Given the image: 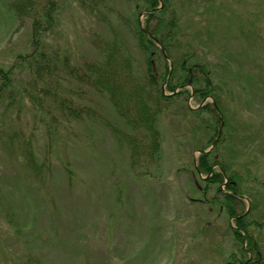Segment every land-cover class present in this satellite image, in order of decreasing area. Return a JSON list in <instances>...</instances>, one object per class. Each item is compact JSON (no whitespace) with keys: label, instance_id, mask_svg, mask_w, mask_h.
<instances>
[{"label":"rangeland","instance_id":"obj_1","mask_svg":"<svg viewBox=\"0 0 264 264\" xmlns=\"http://www.w3.org/2000/svg\"><path fill=\"white\" fill-rule=\"evenodd\" d=\"M58 1L42 50L62 69L58 96L91 104L97 115L68 120L60 111L50 136L25 95L17 93L11 104L0 98V264H240L235 221L212 198L215 189L203 194L194 172L199 147L215 131L206 112L188 109L215 98L201 100L187 86V99L161 114L157 169L132 168L127 145L109 124L128 127L109 99L70 78L63 62L98 60L99 46L112 39L144 68L132 27L136 13L146 23L144 2ZM167 1L180 24L169 61L180 65L193 52L192 62L213 70L227 112V137L216 153L240 172L251 218L264 221V0ZM8 4L0 0V67L6 68L34 46L31 20L21 26ZM16 70L20 88L30 86V75ZM27 148L50 167L42 177L28 170ZM255 232L264 251V227Z\"/></svg>","mask_w":264,"mask_h":264},{"label":"trees","instance_id":"obj_2","mask_svg":"<svg viewBox=\"0 0 264 264\" xmlns=\"http://www.w3.org/2000/svg\"><path fill=\"white\" fill-rule=\"evenodd\" d=\"M142 1L147 15L146 23L142 25L138 18L140 13H136L132 27L137 47L143 55L144 68L136 65L131 54L121 50L123 46H117L114 40L108 39L106 46H99L101 58L77 67L66 60L63 62L64 69H69L70 78H78L85 88L109 99L112 108L128 127L122 128L112 122L109 124L117 138L127 145L132 168L144 164L149 169H157L163 158L161 114L177 100L187 99L191 93L187 86H191L192 95L201 100L214 97V104L205 103L199 108L188 109L196 115L206 112L212 120L210 127L215 131V136L209 139L208 144L199 147L194 172L203 184V194L215 189L212 198L219 201L228 219L233 218L235 221L234 225L230 224V228L241 251L239 263L264 264V251L258 233L255 232L257 228L264 227V221L251 218V210L246 207L240 172L231 167L233 162L228 158L216 153L218 144L227 137L223 139L222 136L227 112L217 96L213 70L205 62H192L190 59L194 58L193 52L183 56L189 64L185 60L180 65L171 63V45L175 46L180 33L179 16L168 10L170 6L167 0ZM58 2L9 0V9L21 21V26L26 18L31 20L34 46L31 52L18 54L9 67H0V98L7 97L11 104L16 101L17 93L25 95L32 103L37 122L50 128V136H54L53 131L57 129L53 125L59 127L61 123L56 114L60 111L68 120L90 119L97 115L91 104H81L72 96H58L59 81L56 75H61L62 69H57L56 63L51 62L47 58L49 55L42 50L41 37L55 24ZM16 69L30 75V86L20 88V84L15 81ZM22 155L28 170L38 178L50 168L46 162H39L31 149L27 148Z\"/></svg>","mask_w":264,"mask_h":264},{"label":"flooded vegetation","instance_id":"obj_3","mask_svg":"<svg viewBox=\"0 0 264 264\" xmlns=\"http://www.w3.org/2000/svg\"><path fill=\"white\" fill-rule=\"evenodd\" d=\"M162 1V0H161Z\"/></svg>","mask_w":264,"mask_h":264}]
</instances>
